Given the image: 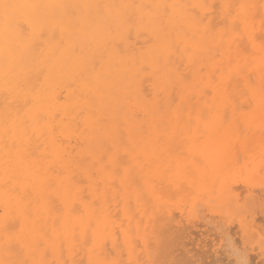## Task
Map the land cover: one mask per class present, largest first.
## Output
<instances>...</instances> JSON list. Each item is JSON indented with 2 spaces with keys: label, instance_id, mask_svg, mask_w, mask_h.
Listing matches in <instances>:
<instances>
[{
  "label": "snow or ice",
  "instance_id": "obj_1",
  "mask_svg": "<svg viewBox=\"0 0 264 264\" xmlns=\"http://www.w3.org/2000/svg\"><path fill=\"white\" fill-rule=\"evenodd\" d=\"M53 71L63 102L43 88ZM0 105V264H208L133 259V241L151 226L166 256L185 219L211 224L225 159L264 172V0H0ZM231 224L196 246L252 264ZM121 237L129 259H108Z\"/></svg>",
  "mask_w": 264,
  "mask_h": 264
},
{
  "label": "bare ground",
  "instance_id": "obj_2",
  "mask_svg": "<svg viewBox=\"0 0 264 264\" xmlns=\"http://www.w3.org/2000/svg\"><path fill=\"white\" fill-rule=\"evenodd\" d=\"M72 2H81V0H72ZM90 2H101V3H137V4H152V3H190L192 0H90ZM137 46L142 45L144 43L143 39L136 42ZM67 78L57 74L53 71L52 76L50 79L43 84V88L47 91L49 99L51 102L55 103L56 100L63 102L65 98L68 96L67 92ZM2 108V105H0ZM254 169V170H253ZM264 182V172L260 171L259 163L257 162L255 165L248 159L243 152L239 154V156L235 159H225L214 182L212 180L209 181L208 188L205 192V202L201 205V216L204 214V210L207 206V200H212L214 206L216 207V212H208V216L211 218L212 223L205 222L202 218H197V216L193 215L191 219V223L185 219L184 221V228L187 232H190L191 238L185 236L182 242H180L179 246H174V251L169 250L166 256L164 255H157L155 254L156 244L154 243V237L152 235L153 229L151 226L148 228V237H147V244H145L144 240L141 239L139 241H133V243L138 244L135 248V254L132 256L133 259H147L148 253L153 252V258L155 259H191V260H198L197 256L200 253V249L202 251L203 248L198 247V252L194 251V248L197 247L196 245L200 242L201 239H196L201 237V234L205 232L207 229L209 232L214 231L213 225L219 219L228 218L232 221L234 228L239 232H233L235 235H241L240 228L241 224H243L244 228L254 237L248 244V251L250 253L256 251L257 256H262L259 258L260 260L264 259V253L261 252V248L259 245V238L262 233H264V220L262 223L257 224V218L259 217L260 220L264 218V212L261 207L262 196H264V189L261 188V184ZM247 192V198L245 196H241V194ZM260 195H259V194ZM261 196V197H260ZM217 213H221L222 215H218ZM260 213V214H259ZM172 214L179 218L180 217V210L174 209ZM187 216V213L185 214ZM262 217V218H261ZM259 220V221H260ZM127 224V221L125 222ZM260 224V225H259ZM263 225V226H262ZM133 233L135 232V221H133ZM194 232H197L198 237H193L192 235ZM144 234L143 227L141 228V236ZM196 236V234H194ZM195 238V239H194ZM185 240V242H184ZM187 240V243H186ZM189 240V243H188ZM192 243H191V242ZM191 243V247L188 249L189 244ZM194 245V246H193ZM109 249H111V244H109ZM122 249V250H121ZM197 249V248H196ZM195 249V250H196ZM191 252L193 254H191ZM206 258H212V260L207 261L209 264H213V262L219 261L218 260V253L213 252L211 248L203 249L202 251ZM222 250L220 254H225ZM196 253V254H195ZM202 254V253H201ZM199 255V257L201 256ZM210 254V255H209ZM83 255V254H81ZM203 255V254H202ZM223 255H220V261L223 259ZM226 255V254H225ZM227 256V255H226ZM225 256V257H226ZM249 256V255H248ZM252 256V254H251ZM198 257V256H197ZM108 259L118 258L124 261L129 259V251L123 245V238L121 237V242L119 247L115 252H111L108 256ZM201 258V260H202ZM222 258V259H221ZM228 258V257H227ZM226 258V259H227ZM255 258V257H254ZM84 259L86 260L87 257L85 256ZM200 259V258H199ZM249 259V258H248ZM255 259V261H256ZM202 260V261H204ZM225 260V258H224ZM223 260V261H224ZM250 260V259H249ZM254 262L253 256L251 259ZM250 260V261H251ZM258 260V259H257ZM259 260V261H260ZM226 261V260H225ZM258 261V262H259ZM257 262V264H258ZM261 262V261H260ZM253 264V263H252Z\"/></svg>",
  "mask_w": 264,
  "mask_h": 264
},
{
  "label": "rangeland",
  "instance_id": "obj_3",
  "mask_svg": "<svg viewBox=\"0 0 264 264\" xmlns=\"http://www.w3.org/2000/svg\"><path fill=\"white\" fill-rule=\"evenodd\" d=\"M258 194H259V193H258ZM242 195L245 196V197H244L245 199L247 198V192L245 193V195H244V192H243V193L241 194V196H242ZM259 195H260V194H259ZM260 197H261V196H260ZM262 197H264V196H262ZM263 212H264V210H263ZM259 214H260V213H259ZM263 216H264V215H263ZM261 218H262V217H261ZM259 220H260V219H259V217H258V218H257V221H258L257 224H258V223H262V221L264 220V218H263L262 220H260V221H259ZM263 223H264V222H263ZM234 225H235V224H233L231 227L234 228ZM259 225H260V224H259ZM262 226H263V225H262ZM235 227H236V225H235ZM263 227H264V226H263ZM236 228H237V227H236ZM236 228H235V229H232V232H234V231L236 230ZM237 230H238V229H237ZM237 230H236V231H237ZM236 231H235V232H236ZM237 232H238V231H237ZM237 232H236V233H237ZM238 233H239V232H238ZM238 233H237V234H238ZM194 234H196V236H194ZM194 234H193L192 236L196 238V237H198L197 234H199V233L194 232ZM233 234H234V233H233ZM237 234H236V235H237ZM234 235H235V234H234ZM237 236H238V235H237ZM195 238H194V239H195ZM196 239H201V237L196 238ZM184 242H185V240H184ZM190 242H191V241H190ZM186 243H187V240H186ZM188 243H189V240H188ZM191 243H192V242H191ZM191 243L189 244V247L187 246L188 249L192 246ZM193 246H194V245H193ZM194 247H195V246H194ZM194 247H191V249L194 248ZM196 248H197V249H196ZM195 249H196V250H195ZM203 249H205V248H203ZM203 249H202V251H203ZM195 251L198 252V247H195V248H194V251H192V252H195ZM202 251H201V249H200V253H198V255H197L198 257L195 255V257L198 258L199 261L204 260V258H202V257H205V256H204V253H203ZM192 252H191V254H193ZM254 252H256V251H254ZM254 252H251V251H250V253H249V251H248V255H249L248 258L251 260V259H252V256H253L254 262H253L252 260H251V262H252L253 264H257V262L260 260L259 258H262V256H259V257L257 258V259H258V260H257V259H256V256H257L256 254H257V252H256V253H254ZM201 253H202L203 255H202ZM221 253H223V252H221ZM253 253H254L256 256L253 255ZM195 254H196V253H195ZM200 254H201V256L199 257ZM218 254H219V255H217V256H218V260L220 261L219 256H220V255H223V254H220V252H219ZM251 254H252V256H251ZM209 255H210V254H209ZM225 256H226L225 254L222 256V257H223V259L221 258L222 261L224 260V258H225V260L228 259L227 256H226V257H225ZM254 257H255V258H254ZM199 258H200V259H199ZM201 258H202V260H201ZM226 258H227V259H226ZM208 259H209V258H206L205 260L208 261ZM255 259H256V261H255ZM205 260H204V261H205ZM210 260H212V258H210L209 261H210ZM225 260H224V261H225ZM207 261H205V262H207ZM260 261L262 262V259H261ZM260 261L258 262V264H261ZM263 261H264V259H263ZM210 262H211V261H210ZM208 264H209V263H208Z\"/></svg>",
  "mask_w": 264,
  "mask_h": 264
}]
</instances>
